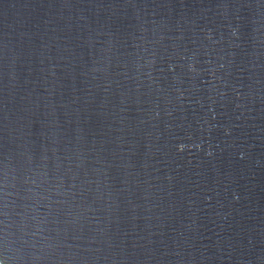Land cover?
<instances>
[{
	"label": "water",
	"instance_id": "95a60500",
	"mask_svg": "<svg viewBox=\"0 0 264 264\" xmlns=\"http://www.w3.org/2000/svg\"><path fill=\"white\" fill-rule=\"evenodd\" d=\"M0 264H264V0H0Z\"/></svg>",
	"mask_w": 264,
	"mask_h": 264
}]
</instances>
